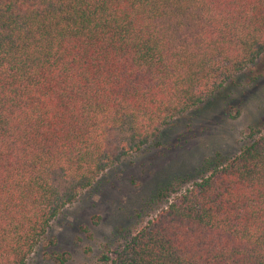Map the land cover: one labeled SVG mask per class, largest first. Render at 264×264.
I'll use <instances>...</instances> for the list:
<instances>
[{
  "label": "trees",
  "instance_id": "obj_1",
  "mask_svg": "<svg viewBox=\"0 0 264 264\" xmlns=\"http://www.w3.org/2000/svg\"><path fill=\"white\" fill-rule=\"evenodd\" d=\"M262 53L264 0H0V264ZM144 207L104 264H264V122Z\"/></svg>",
  "mask_w": 264,
  "mask_h": 264
},
{
  "label": "rangeland",
  "instance_id": "obj_2",
  "mask_svg": "<svg viewBox=\"0 0 264 264\" xmlns=\"http://www.w3.org/2000/svg\"><path fill=\"white\" fill-rule=\"evenodd\" d=\"M264 122V53L232 74L197 107L173 118L140 150L106 168L50 221L26 264H104L120 227L134 229L156 211L152 191L192 171L215 152L230 156ZM141 212L140 216L137 213ZM64 253L60 262L56 254Z\"/></svg>",
  "mask_w": 264,
  "mask_h": 264
}]
</instances>
